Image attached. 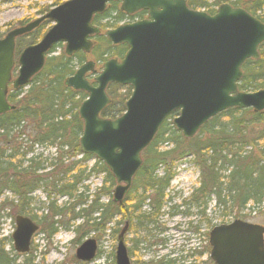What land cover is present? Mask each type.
I'll return each mask as SVG.
<instances>
[{
    "label": "water",
    "instance_id": "1",
    "mask_svg": "<svg viewBox=\"0 0 264 264\" xmlns=\"http://www.w3.org/2000/svg\"><path fill=\"white\" fill-rule=\"evenodd\" d=\"M119 2L126 15L146 12V18L105 32L113 45L124 44L123 59L108 60L89 85L84 75L93 64L82 65L66 87L87 93L78 109L83 128L78 144L83 155L103 163L116 183L114 203H122L141 166V153L149 146L164 120L173 113L174 129L184 139L193 138L210 119L232 108L264 111V89L240 92L241 66L259 58L264 24L245 10L220 5L214 15L191 10L185 0H68L25 26L14 28L0 39V116L13 110L7 102L8 85L25 87L45 64L49 51L63 43L64 54L89 53V37L98 34L92 17L104 12L107 3ZM48 20L52 27L35 45L25 47L16 59L15 40ZM109 84L129 86L124 113L113 120L100 117L110 104ZM11 235L17 254L29 252L38 226L16 216ZM128 223L117 236L115 264H130L124 243ZM209 258L213 264H264V227L236 220L214 227L209 233ZM93 239L75 251L76 260L89 263L96 255Z\"/></svg>",
    "mask_w": 264,
    "mask_h": 264
},
{
    "label": "trees",
    "instance_id": "2",
    "mask_svg": "<svg viewBox=\"0 0 264 264\" xmlns=\"http://www.w3.org/2000/svg\"><path fill=\"white\" fill-rule=\"evenodd\" d=\"M185 1L190 9L203 10L209 15L215 12V7L228 3L234 8L244 9L264 23V0ZM112 13H117V17L113 18L115 22L111 25L98 24L102 30L112 28L122 21L123 15L117 10L115 3L109 15ZM109 15L106 17L109 18ZM144 15L145 12L141 11L136 14V18ZM93 23L96 24L94 21ZM24 24L25 22H20L19 26ZM44 28L45 24L42 23L30 34L17 39L15 56L26 46L35 44L44 34ZM96 41L92 56L97 62L101 63L108 58L119 59L126 51L124 45L114 47L103 36L97 37ZM258 52V60H248L242 66L243 76L238 85L241 91L264 89V43ZM74 59L81 62L84 56L78 54L73 59L66 58L63 54L48 57L43 70L31 80L26 92L22 88L10 91L7 95V101L14 109L0 116V213L7 211L14 216L27 217L30 195L36 190L43 189L48 200L52 193L72 196L76 186L87 180L92 173L104 175L103 186L99 190L103 194L108 196V192L115 186L111 174L99 161H95L88 172L86 167H77V162L63 166L65 158L71 160L82 155L78 144L82 122L77 109L86 95L71 91L64 85V80L73 73L71 63ZM107 94L111 104L102 111L101 117L114 119L124 112L130 89L111 85ZM223 118L226 123L221 121ZM170 119L169 117L164 121L153 141L142 152L141 167L122 203L116 204L110 199L104 205H90L96 211V217L91 220L96 231L104 233L115 217H119L117 224L123 226L128 222V226H134L135 231L157 224L159 211L166 204L164 192L173 178L172 167L188 156L195 158L201 180L186 201L190 206L200 207L202 216L211 199L215 208H220L226 213V217H232L233 220L239 219L250 203L253 208L264 203V144L258 146L259 141L264 142V111L255 114L251 110H227L201 127L198 132L200 137L192 140L183 139L169 122ZM248 130L258 132L252 142L246 134ZM37 145L55 148L57 156L50 159V156L43 158L41 155H31L26 158ZM247 148L249 149L246 150ZM255 149L256 154L253 153ZM92 159L89 155H82L81 162L86 163ZM160 169L163 172L161 176ZM5 193L11 194L16 203L2 199ZM85 202L84 199L80 203L84 205ZM144 205L147 212H141ZM53 211L56 212L55 209ZM83 212L85 210H80L78 215ZM60 213L61 210L58 212L59 216ZM174 213L177 210L171 216ZM42 219L45 220L46 217ZM53 224L58 226V222ZM55 231L53 229L50 232L49 229L47 236L50 238ZM140 240L139 238L136 244ZM21 257L23 260L18 263ZM0 264L33 262L28 260L27 255L16 254L9 238H1ZM156 264L175 262L158 261Z\"/></svg>",
    "mask_w": 264,
    "mask_h": 264
},
{
    "label": "rangeland",
    "instance_id": "3",
    "mask_svg": "<svg viewBox=\"0 0 264 264\" xmlns=\"http://www.w3.org/2000/svg\"><path fill=\"white\" fill-rule=\"evenodd\" d=\"M65 1L67 0H0V39L9 30L19 27L20 22L30 23ZM111 7L112 5L108 10ZM109 17V25H111L115 22L113 18L117 17V13H112ZM123 22L125 23L126 20ZM44 24V31L51 27V23L48 21H45ZM103 24L108 23H101V25ZM63 51L64 46L59 45L50 56H59L63 54ZM90 60L94 62L93 57L84 56V61ZM103 62L100 64L102 65ZM81 63L76 59L73 60L71 63L73 72L78 69ZM100 64L95 67L97 71H100ZM26 90L27 87L23 89V92ZM247 92L253 91L249 89ZM221 121L226 123L225 118ZM169 122L172 123V118ZM257 133L251 130L246 131L251 142ZM199 135L197 134L194 138L200 137ZM263 144V141H259L258 146ZM33 153L39 154L43 158L48 156L52 158L53 150L45 146H38L34 147ZM253 153H257L256 149L253 150ZM194 160L193 156H188L173 165V178L168 189L164 192V203L166 202V204H163L159 211L156 218L157 224L148 225L143 230L137 231L134 226L128 228L124 243L131 264H156L158 261L166 262L167 256L175 259L181 254H188L190 257L187 264H212L209 260L210 249L207 234L213 226L231 222L233 218L226 217V213H223L220 208H215L212 199L206 205L204 216L200 213V207L190 206L187 203L186 200L191 191L199 186L201 180L200 170ZM70 162H77V167L80 168L86 167L87 172L95 164L94 159L83 163L80 157H75L71 160L65 158L63 166L66 167ZM161 173H163L162 169L159 171V176L162 175ZM103 178L102 174L92 173L87 180L76 186V191L72 192V196L52 193L48 200L45 191L41 188L30 195L31 201L27 217L38 226V231L31 240L30 251L27 254L28 260L33 264H84L76 260L75 251L85 240L93 239L97 244L96 256L90 263L85 264H114L116 239L120 232L118 230L122 228V225L117 224L119 217H115L113 222L107 225L104 233L96 231L91 223V220L96 217V211L90 208V205L94 203L97 206L104 205L112 198L114 187L108 192V196L103 194V191H99L103 186ZM76 197L78 198L76 199ZM5 198L16 203L11 194L5 193L2 199ZM84 199L86 202L83 205L80 202ZM175 207L176 209H174ZM52 209H55L56 212ZM59 210H61L60 216L58 215ZM80 210H85V212L78 215ZM176 210L177 213L171 216L170 214ZM147 211L144 205L141 212ZM14 217L13 213L9 214L7 211L0 213V239L9 238L11 240V235L15 230ZM42 217H46V219L43 220ZM239 220L264 226V203L254 206V208L250 203L246 210L242 211ZM54 222H58V226L54 225ZM49 229L50 232L56 229L50 238L47 236ZM139 238L142 243L136 244ZM22 260L23 257L18 260V263H21Z\"/></svg>",
    "mask_w": 264,
    "mask_h": 264
},
{
    "label": "flooded vegetation",
    "instance_id": "4",
    "mask_svg": "<svg viewBox=\"0 0 264 264\" xmlns=\"http://www.w3.org/2000/svg\"><path fill=\"white\" fill-rule=\"evenodd\" d=\"M109 6V5H108ZM109 9V7L107 8V10L103 13V14H101V15H97V16H95L94 17V22L96 23V24H94L93 26L94 27H96L98 30H100V26H101V23H109L110 22V17L109 18H107L106 16L107 15H109V13H110V10H108ZM106 17V18H105ZM125 18H128L129 19V17H125V16H123V21H125ZM127 19V20H128ZM126 20V21H127ZM100 26H99V25ZM99 36H101V33H100V35ZM98 35L97 36H92L91 38H90V41L92 42V44H93V49H94V47L96 46V44H97V41H96V38L97 37H99ZM85 62V61H84ZM83 62V63H84ZM86 77L89 79L90 78V74H86ZM141 229H143V227L141 228ZM175 264H178V262L177 263H175Z\"/></svg>",
    "mask_w": 264,
    "mask_h": 264
},
{
    "label": "bare ground",
    "instance_id": "5",
    "mask_svg": "<svg viewBox=\"0 0 264 264\" xmlns=\"http://www.w3.org/2000/svg\"><path fill=\"white\" fill-rule=\"evenodd\" d=\"M146 264H148V263H146Z\"/></svg>",
    "mask_w": 264,
    "mask_h": 264
}]
</instances>
